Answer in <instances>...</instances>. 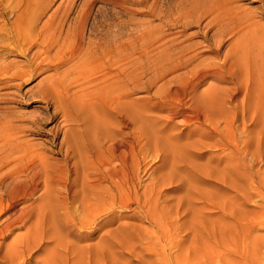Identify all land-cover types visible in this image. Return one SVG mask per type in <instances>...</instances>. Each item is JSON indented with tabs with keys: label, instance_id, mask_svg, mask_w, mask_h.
Segmentation results:
<instances>
[{
	"label": "rangeland",
	"instance_id": "obj_1",
	"mask_svg": "<svg viewBox=\"0 0 264 264\" xmlns=\"http://www.w3.org/2000/svg\"><path fill=\"white\" fill-rule=\"evenodd\" d=\"M115 1L118 0H0V64H8L11 71L26 72L28 70L27 72L31 73L33 71L31 65L34 63L32 65L34 67L40 63L44 56L39 54L42 47L38 45L29 47V45H24L26 42H16L11 39L14 34L12 21L19 17V30L30 32L31 35L37 32V36L34 35L36 38L31 37L38 40V44L41 42L40 39L52 33L61 34L59 40L61 43L66 31H75L81 25L82 28L84 27L83 33L86 37L93 30L99 34L106 29L111 31L123 29L133 37L149 27L153 29L158 27L159 29L156 30L159 32L162 31L174 37L176 41L182 42L180 40L185 35L202 33L200 36L191 38L190 41L200 42L198 50H208L203 53V57H210L211 61L220 65L225 54L227 56L233 51L237 42L242 63L246 65V62H249L255 69V76L259 77L258 81H264V0H222V5L229 13L218 22L211 23L209 18L212 17L209 14L201 16L199 10H196L197 13L192 11L191 5H196L197 0H119L124 1L123 6H115L113 4ZM205 1L202 0L200 4L209 5ZM232 9L235 11L233 12ZM82 12L85 17L81 15ZM85 12H88V15ZM131 17L134 20L130 19ZM184 19L191 21L186 30L181 25ZM235 20L239 23L236 24ZM175 21L179 22H177L178 25H172ZM44 23L48 25L45 26ZM51 24L53 25L50 27ZM205 25L208 26L205 27ZM45 27L47 30L53 27V30L47 33ZM32 29L35 31H30ZM40 29L43 31H39ZM251 29L254 31L244 33L240 38L242 32ZM205 33L208 35L207 39L201 37ZM56 44H53L54 46L49 51L52 68L48 67L49 69L43 73L36 72L30 78L25 76L4 83L0 81V122L16 126L19 130L13 131L15 139L13 142L26 144L28 152L32 153L30 155L34 154L31 158L29 157L30 165L27 164V166V159H21L23 152L12 153L9 156L10 159L8 158L9 162L2 161V172L0 171V264H197L208 258L209 262L206 264H236L238 262V264H244L242 262L244 258L249 264H255L257 260L256 263L264 264V120L259 122L261 127L258 124L256 129L254 146L257 152V162L254 169L245 166L230 172L221 170L227 157L223 149L214 148L199 155L196 154L199 151L195 152L193 148L187 147L188 144L199 139V130L194 128L196 125L186 127L182 124L180 117L173 121H164L166 128L164 138L170 144L180 147V155L169 157L164 168H159L161 161L145 147L143 154L135 157L127 156V164H131V161L134 163L131 165L132 168L129 165L125 167L129 170L136 169L138 174L136 188L133 189L136 193L132 190L122 192L123 194L113 192L114 196H109L106 192L107 184L102 183L101 186L93 187L87 181L88 175L92 171L90 169L96 162L97 156L109 160L113 159L112 155L117 154L118 149L122 150V147L115 149L112 141L105 140L109 137L108 133L117 136L116 143L119 144L121 134L129 130L122 131L119 125L120 118L104 110L106 118L101 122L103 125L100 124L95 132L86 134L84 125L66 120L65 115L80 117L87 114L88 104H85V100L82 99L88 100V98L83 95L80 98V96L79 103L83 104H80L82 105L80 110L75 111L65 104L61 108H55L54 105L47 104L39 96L32 94L33 88L44 75H52L56 71L54 67L58 60L56 54L57 52L61 54V51L63 53L66 50ZM25 46H27L26 49ZM15 47L20 50L18 51ZM84 49L85 45L82 53ZM53 56L57 57L55 61L52 59ZM75 58L70 59L71 61L66 60L57 71L68 73L67 76L70 77L68 80L73 81L70 92L79 95L80 89H87L88 84L86 85L81 78L76 77L74 69L79 63L78 57ZM31 59L32 62H30ZM148 66L147 71L151 68L150 65ZM148 76L152 77L151 73ZM148 76H145L142 81L148 80ZM170 76H166L165 79ZM228 81L227 79L217 82L215 78H209L199 87V91L205 90L208 84L230 86ZM159 84L160 82L153 85L149 92H136L131 98L149 97ZM241 91L233 98L241 99L244 90L241 88ZM83 105L86 107L83 108ZM227 107L231 109L229 105ZM145 114V117L150 118L149 111ZM6 117L12 119L8 120ZM238 124L237 119L234 125ZM171 127L174 128L171 129ZM154 128L155 126L149 122L148 129ZM67 139L73 142V150L68 161L65 160ZM17 157H20L18 160H21L20 163L23 164L19 166L20 168L14 164V159ZM184 158L186 162L181 160ZM219 161L220 163L217 164ZM188 162L191 165H208L207 167L214 173L226 176L224 178L227 179V183L197 174L190 168ZM42 165L45 167L44 170L41 169ZM112 165L119 168V160L113 159ZM24 168H29V172ZM4 172L7 174L5 175ZM167 173L171 174V178L166 177ZM155 176H160L164 180L171 179L170 183L165 180V185L155 186L153 185ZM177 178L181 180L178 182ZM43 184L49 188L46 189ZM61 199L64 204L60 201ZM152 212L155 213L152 214ZM156 217L161 219L164 227H159L154 223ZM255 255L257 258H252L250 262L249 257Z\"/></svg>",
	"mask_w": 264,
	"mask_h": 264
},
{
	"label": "bare ground",
	"instance_id": "obj_2",
	"mask_svg": "<svg viewBox=\"0 0 264 264\" xmlns=\"http://www.w3.org/2000/svg\"><path fill=\"white\" fill-rule=\"evenodd\" d=\"M118 1H115L113 4L115 6H123L124 5L123 4L124 1L123 2H121V1L118 2ZM200 2H202V0H197V3L195 2L196 5H193V6L191 5V7H193L192 11L199 10L201 13V16H202V14H204V15L209 14L210 17H212V18H209V20L211 19L210 23L215 22V21L218 22L221 18H223L225 15H227V13H229V12H227L228 10H225L224 6L222 5L223 4L222 0H206L205 2H208L209 5H203V4H200ZM70 3H72V2H70ZM187 3H189V2H187ZM86 4H87V2H86ZM66 5H68V4H66ZM111 5H112V3H111ZM63 9H65V8H63ZM122 9H124V8H122ZM125 9H127V8H125ZM80 10H82V9H80ZM232 10H233V12L235 11L234 9H232ZM184 12H185V10H184ZM187 12L185 14H187ZM85 13L88 15V12H85ZM152 13H150V14H152ZM196 13H197V11H196ZM196 13H195V16L197 15ZM181 14L184 15L183 12H181ZM81 15H83V17H85L84 13ZM158 15L159 14H157V16ZM188 15H190V14H188ZM185 18H186V16H185ZM237 18H239V16ZM130 19H132V17ZM173 19H174V17H173ZM132 20H134V19H132ZM196 20H198V19H196ZM227 20H229V19L227 18ZM163 21H164V19H163ZM189 21L187 19H184L181 21V25H182L184 30H186V27L189 24ZM20 22H22V21H20ZM62 22H63V20H62ZM83 22H84V19H83ZM83 22H82V24H84ZM177 22L178 21L172 22V25H176ZM229 22H230V20H229ZM247 22H248V20H247ZM235 23L238 24L239 21L235 20ZM63 24H64V22H63ZM227 24H229V23H227ZM11 25H13V27H14V29H13L14 34H12V36H11L12 40H15L16 42H18V41L19 42L20 41L26 42V44H24V45H27V46L29 45V47H31L32 45L33 46L38 45V46L42 47L41 48L42 51L38 50V51H40L39 54H42V56L43 55L44 56H43L40 63H38L34 67H32V65L34 63L31 65V68H33V71L31 73H28L29 72L28 70H27L28 72L26 70H25L26 72H19V71H14V70L11 71L8 64H2L1 63L0 64V81L1 82L3 81V83H4V82H7L8 80L21 79L25 76L30 78V76L32 77L33 74L35 75L36 72L43 73L47 69H49L48 67L52 68V65L50 64L51 63V57L49 56V51L51 50L52 46H54L57 43L56 46H58V47L61 46V48H65L66 50L63 53L61 51V54H60V52H57V54L55 53L58 56V60L54 64L56 71L52 75L51 74L48 76L44 75L42 80L40 79V82H38L37 85L33 88L32 94L39 96V98L43 102H45L47 104L54 105L55 108H61L63 106V104H65L69 108H71L72 110H75V111L80 110L81 106H82L80 104H83V103H79V100H80L79 97L81 96L80 98H82V95H83L84 97L88 98V100L82 99V100H85V104H88L87 107L85 105H83L84 106L83 108L86 107V109L88 111L87 114H84V116L82 115L80 117H78L77 115L72 116V117L65 115L66 120H69V121H72L75 123H80L81 125H84L86 134H87V132L88 133L95 132L96 129L98 128V126H100V124L103 125V123H101V122H103L104 119L106 118V113H104V110H107L109 113L114 114L117 118H120L119 125H120V128L122 131L123 130H129L128 132L126 131V132H123L121 134L119 144L116 143L118 137L115 135L114 136L109 135V133H108L109 137L108 138L106 137L105 140L112 141L115 144L114 145L115 149L122 147V150L118 149L117 154L112 155L113 157L110 155L113 159L116 158V160H119L120 167L117 168L114 165H112L113 159L108 160V158H107V160H105V159L97 156L95 159L96 162L94 163V165H92V168L90 169L92 171L90 173L88 172L89 175H88L87 181L91 184V186L98 187V186H101L102 183H106L107 184L106 192L109 194V196H111V195L114 196L113 192H116L117 194H121L122 192L124 193L126 191H131V190L133 192L134 191L133 189L136 188L135 185L137 182L138 174L135 171L136 169L135 170H129L128 168H126L127 165L131 166L134 163V161H131V164L130 163L127 164L126 158H128L127 156H130V155H133V157H135L138 154H143L144 147L147 149V151L152 152V154L154 153L155 157L161 161V165H159V168L160 167L164 168L168 163L169 157H172V156L174 157L176 155H180V153H181L179 146H176V145L174 146V145L170 144L167 141V139L164 138V133L166 130L165 125H164V121H173L175 118H178V117L181 118L182 124H184L186 127L194 124V125H196V127H194V128H196V129L198 128V130H199V139L196 142L187 145V147L193 148L194 151L196 150L195 152H198V151L200 152V153L198 152L196 154L202 155L207 150H212L214 148L223 149L224 151H226L227 157L224 160V164H223L221 170H224L226 172H230L231 170L237 171L239 168H242V167L244 168L245 166L249 167L252 170L254 169L255 163L257 162V152L255 150L256 147L254 146L256 129L258 127L259 122L264 120V81L263 80L258 81L259 77L255 76V69L250 65L249 62H246V65L244 63H242V58L239 55V46H238L237 42H236V45H234L233 51L229 52V54L227 53L228 54L227 56L225 54V56H224L225 58L223 59L222 64L220 65L218 63L216 64L215 62L211 61L209 59L210 57H208V58L203 57V53L208 52V50H205V51L198 50V48H199L198 44L200 42L198 43L196 41L197 42L196 43V42L190 41L191 38L196 37V36H200V34H202V33H200V34H198V33L191 34L190 33V35H185V37L183 35L184 41H183V39H181L180 41H182V42H178V41H176V39L174 37H171L170 35L168 36V35L162 33V31L159 32L158 30H156L158 28L157 26H156L157 27L156 29L150 28L148 26L149 29L147 28V30L143 31L142 33L140 32L139 35L133 36V37H131L128 33L123 31V29H121L119 31H111L110 29H106L105 31H103L99 34L95 30H93V31L89 32L88 36L86 37L85 34L83 33L84 27L82 28V25H81L80 28L75 30V31H71V32L70 31H66V32L64 31L65 34H63V36H62L63 38H62L61 43L59 41L61 34L54 35L52 33V34L46 35L45 37H43V39H40L41 42L38 44V42H37L38 40L32 39V37L37 36L36 35L37 32L34 33V35H35L34 36V35H31L30 32H25V31L23 32L22 30H19V28H18L20 26L19 17H16L12 21ZM44 25L46 26L48 24L44 23ZM52 25L53 24H51L50 27ZM33 26H35V25H33ZM68 26H70V25H68ZM130 26H131V24H130ZM206 26H208V25H205V27ZM41 27H43V26H41ZM53 27H55V26H53ZM53 27L48 29V30L45 27V29H46L45 32L48 33L49 30H51V29L53 30ZM70 27H72V26H70ZM73 27H74V25H73ZM165 27H167V26H165ZM170 27H171V25H170ZM224 27H225V25H224ZM94 28H95V26H94ZM73 29H75V28H73ZM143 29H145V28H143ZM207 29H208V27H207ZM33 30L34 29H32L30 31H33ZM39 31H41V29ZM200 31H201V29H200ZM252 31H254V30L251 29V30L242 32L240 38L242 37V35L244 33L252 32ZM179 32H181V31H179ZM179 32H177V33H179ZM223 32H224V30H223ZM234 32H235V30H234ZM40 34H42V33H40ZM168 34H169V32H168ZM173 34H175V33H173ZM40 36L42 37L43 35H40ZM201 37H203L204 39H207L208 35H207V33H205V35L203 34V36H201ZM84 39H86L85 42H84ZM94 39H95V41H94ZM7 40H9V38ZM27 43H29V44H27ZM6 45L8 46V44H6ZM12 45H13V43H12ZM20 45H21V43H20ZM84 45H85V49H84V52L82 53L81 51H83L82 48ZM27 46H25V49ZM8 48H9V46H8ZM10 48H12V47H10ZM21 48L23 49L24 47H21ZM16 49L18 50V48H16ZM55 49L57 50V48H55ZM55 49H52V50H55ZM19 50H20V48H19ZM35 51H36V48H35ZM21 52H22V50H21ZM32 54H31V56H32ZM75 57L76 58L78 57V63L79 64L74 69V73L77 74V76H76L77 78L82 79L83 83H86V85L88 84L87 87L85 86V84H83L87 89H85V88L80 89L79 88L80 89L79 95H77V94L75 95V94L70 92V86L73 84V81L68 80V77H69V76H67L68 73L62 72V71H57L58 67L60 65H62L66 60L71 61L70 59H72V58L74 59ZM56 58L57 57H54L52 59L54 60ZM27 61H29V60L27 59ZM32 61L33 60L31 59L30 62H32ZM37 62H38V60H37ZM148 65H150L151 71L150 70L147 71V68L149 67ZM25 67H27V65ZM148 72L151 73L152 77L148 76V74H150ZM169 75H171V76L168 79H165L166 76H169ZM145 76H148L149 79L146 77V79H148V80L144 79L146 81L143 82L142 79ZM209 78H215V80L217 82H223L224 80L228 79L229 80L228 83L230 84V86H221V85L219 86L217 84H210V85L208 84V87L204 88L205 90L202 89L203 91H199V87L201 85H203ZM158 82H160V84L158 86H156L155 90L151 93V95L149 97L131 98V96L136 92H142V91L143 92H149V89L153 85L155 86ZM10 85H9V87H10ZM4 86L6 87L7 85H4ZM76 87H78V86H76ZM241 88L244 90L243 97L241 99L233 98L234 96H236L240 93ZM227 105H229L231 109H229L227 107ZM147 111H149L151 114L150 118L145 117V115H146L145 113ZM163 112H165L164 113L165 115L163 114ZM10 118L9 119L7 118V119L10 120ZM237 119L239 120V124L234 125V121ZM61 120H62V118H61ZM15 121H16V119H15ZM1 122H3V121H1ZM1 122H0V171H1L2 166H3L2 161L6 160L7 162H9V160H8L9 156L12 153H16V152L17 153L23 152V156L21 157V159H27L26 166H27V164L30 165V162L28 159H29V157L31 158L34 154L30 155L32 153H30V151L28 152V146L26 144L24 145V144H18V142H13V139H14L13 131H15V129H16V131H18L19 129L17 130L16 126H14V125H13L14 127L8 125L7 122H4V123H1ZM13 122H14V120H13ZM149 122L155 126L154 129H148V123ZM259 125L261 127V124H259ZM110 126L112 127L113 125H110ZM17 127H19V126H17ZM172 128H174V127H171V129ZM25 130H27V129H25ZM170 134H171V132H170ZM184 134H182V135H184ZM201 138H205L206 140L203 141ZM192 141H193V139H192ZM19 142H21V141H19ZM65 148L67 149L66 154H65L66 155L65 160L68 161L70 158L69 155L73 150L72 140H68V139L66 140V147ZM12 157H14V156H12ZM19 158L17 157L16 159H14V164H16L17 167L23 166V164L20 163L21 160H18ZM32 159H35V158H32ZM39 159H41V158H39ZM186 159H188V158L186 157ZM181 160L185 161V158L181 159ZM174 163H176V161ZM219 163H220V161L217 162V164H219ZM42 164H44V162ZM188 164H190V163L188 162ZM190 166H191L190 168H192L194 170V172H196L197 174L206 176L210 179H214V180H217L219 182L227 183V181H226L227 179L224 178L226 176H222V174L219 175L218 173H214L213 171H211V169L209 167H207L208 165H201V164H199V165L192 164L191 165L190 164ZM4 167H5V165H4ZM36 167H37V165H36ZM132 167L133 166H131V168ZM9 169L13 170L11 168H9ZM24 169H26V168H24ZM41 169L44 170L45 167L43 166V168H41ZM16 170H17V168H16ZM20 170H22V169H20ZM26 170H28V172H29V168ZM18 171H19V169H18ZM9 172H11V171H9ZM16 173L18 174V172H16ZM4 174L6 175L7 173L4 172ZM163 175H165V174H163ZM170 175L171 174H168V175H166V177L169 176L168 178H171ZM250 176H251V173H250ZM163 177H165V176H163ZM177 179H178L177 180L178 182H179V180H181L179 178H177ZM165 180H164V178H162L160 176H155L153 178V185H155V186H161L163 184L165 185L166 184ZM170 180H166V182L168 181L170 183ZM15 185L16 184H14V186ZM229 185H231V184H229ZM232 185H233V187H235L234 184H232ZM44 186H46V185L43 184V187ZM47 188H49V187L46 186V189ZM174 188L176 189V187H174ZM94 192H97V191H94ZM9 194H7V195H9ZM125 196H126V193H125ZM61 198H63V196ZM113 200H115V199H113ZM113 200H112V202H113ZM131 200L133 202V199H131ZM60 201L63 202L62 199ZM100 202H102V201L100 200ZM92 203H90V204H92ZM137 203H139V202H137ZM63 204H64V202H63ZM90 212H92V211H90ZM154 213L152 212V214H154ZM154 223L159 227H162V226L164 227V224L161 222V219H159L157 217L154 218ZM214 250L215 249H213V251ZM250 250H251V248L249 249V251ZM218 252H220V251H218ZM240 253H241V251H240ZM222 254H219V255H222ZM245 254H248V253L245 252ZM254 257H256V255L253 257L252 256L249 257V258H251L250 262H251L252 258H254ZM208 260H209V258H208ZM208 260L204 259L203 261H199L198 263L197 262L196 263L197 264H206L209 262ZM242 262L244 264L248 263L247 259H245V258ZM256 262H255V264H258ZM238 263H236V264H238Z\"/></svg>",
	"mask_w": 264,
	"mask_h": 264
}]
</instances>
